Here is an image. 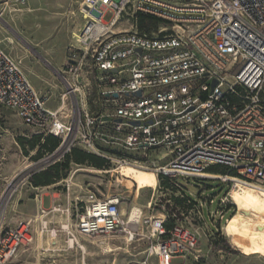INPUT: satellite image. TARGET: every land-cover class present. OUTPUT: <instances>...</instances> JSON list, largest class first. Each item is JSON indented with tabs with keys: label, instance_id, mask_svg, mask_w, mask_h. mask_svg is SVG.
<instances>
[{
	"label": "built area",
	"instance_id": "obj_1",
	"mask_svg": "<svg viewBox=\"0 0 264 264\" xmlns=\"http://www.w3.org/2000/svg\"><path fill=\"white\" fill-rule=\"evenodd\" d=\"M25 1L0 0V19L13 3ZM126 10L159 20L161 34L113 31ZM79 13L83 25L57 71L65 87L61 100L80 91L79 74L88 65L100 90L98 113L75 98L61 117V108L47 107L0 44V105L29 128L56 137L51 156L79 148L110 159L100 143L117 141L125 149L166 151L168 160L154 171L170 179L210 177L232 186L239 180L264 189V0H81ZM212 167L224 173L202 175ZM19 180L0 179V264L33 240L30 220L3 224ZM72 186L69 179L62 182L66 195ZM131 209L122 213L118 194L84 190L46 211L65 215L71 224L56 228L42 220L40 230L65 232L70 246L76 235L133 237ZM164 221L163 215L144 220L156 240L145 258L130 264H176L174 258L195 253L196 234L180 221L166 230Z\"/></svg>",
	"mask_w": 264,
	"mask_h": 264
},
{
	"label": "rangeland",
	"instance_id": "obj_2",
	"mask_svg": "<svg viewBox=\"0 0 264 264\" xmlns=\"http://www.w3.org/2000/svg\"><path fill=\"white\" fill-rule=\"evenodd\" d=\"M80 2L26 0L23 5L15 2L14 6L3 11L0 19L2 48L18 63L32 86L44 96L47 107L53 110L61 108V117L69 114L75 98L93 113L102 110L100 90L88 65L79 74L80 91L75 93V97L66 96L64 102L61 100L65 87L57 70L62 69L66 48L73 44L74 34L82 25ZM133 14L131 10H126L113 31H140L132 18ZM110 18L111 15L107 14L104 19L108 21ZM144 26L146 29L141 31L150 35H160L163 28L161 22L146 21ZM110 111L108 108L105 110L106 113ZM38 134L45 136L24 125L11 109L0 105V179H20L6 207L3 224H11L17 218H27L33 225L32 242L21 247L4 264H130L145 258L149 245L156 240L144 220L162 215L182 222L198 238L195 253L184 258L181 264H264V244L248 243L236 215L241 205L249 210H242V217L247 220L254 215L255 221L264 227L263 195L251 190L241 192L242 188H235L229 181L221 182L210 177L177 176L170 181L154 171V166L168 160L166 151L125 149L117 141L100 143L104 154L110 157L95 154L104 158L103 167L70 162L69 170L62 173L56 182L69 179L81 194L84 190H91L98 196L118 194L125 215L131 208L137 207L140 215L134 223L133 237L76 235L77 242L70 246L65 232H58L56 236L41 232V221L48 220L53 214L37 207V197L39 199V195L47 190L43 186H33L30 176L55 161L63 160L64 156H51L52 151L39 149L38 144L32 148ZM119 159H125L131 165L121 166L125 163L119 162ZM139 164L150 170L137 167L141 166ZM60 188H63L62 185ZM233 188L235 195L229 193ZM212 197L214 202L210 204ZM53 225L57 228L58 221ZM217 229L219 235L215 233ZM220 238L221 243L224 238L229 248L238 253L210 249L208 245ZM195 255L199 257L195 258Z\"/></svg>",
	"mask_w": 264,
	"mask_h": 264
},
{
	"label": "trees",
	"instance_id": "obj_3",
	"mask_svg": "<svg viewBox=\"0 0 264 264\" xmlns=\"http://www.w3.org/2000/svg\"><path fill=\"white\" fill-rule=\"evenodd\" d=\"M132 18H134V20L136 21V26L140 30L139 32H143L141 30L146 29V27L144 26L146 21L148 23H154V22L159 23L160 22L156 18L149 16V15H145L140 12H135ZM58 142H59L58 139L54 136L45 135L43 137L41 134H38L35 137V143H33L31 147L33 148L36 144H38L39 149H43L46 152H51L58 145ZM70 162H74L76 164L87 163L96 168H101L104 166L105 160L104 158L96 156L93 153L86 152L79 148H73L69 153L64 155L63 160L55 161L51 163L50 165H48L47 167H45L43 170L33 173L30 176V183L35 187L56 183V181L62 177V173H65L69 170ZM207 173L222 174L224 173V170L220 169L219 167H212L207 170ZM161 177L166 178L170 181L173 180L163 175H161ZM171 183H173V185H176V186L178 185L180 187V185L176 184L175 182H171ZM184 194L189 200L194 201L186 193ZM176 222H179V221L169 216H165L164 227L166 228V230H168ZM215 233L219 235V230L217 229ZM208 246L212 250H220L223 252H229V253H234V254L238 253L236 252V250L229 248L224 238H222V243H221V238H220L217 241L215 240L214 242H211Z\"/></svg>",
	"mask_w": 264,
	"mask_h": 264
},
{
	"label": "crops",
	"instance_id": "obj_4",
	"mask_svg": "<svg viewBox=\"0 0 264 264\" xmlns=\"http://www.w3.org/2000/svg\"><path fill=\"white\" fill-rule=\"evenodd\" d=\"M0 9H1V6H0ZM79 15H80V13H79ZM80 18H81V15H80ZM81 20H82V18H81ZM82 25H83V20H82ZM82 25H81V27H82ZM65 63H66V59H65ZM65 63H64V65H65ZM64 65L62 66V68L64 67ZM154 182H156V181L154 180ZM61 183L62 182H56V183H53L50 185L43 186V189H46L47 191L48 190L49 191L48 192L45 191L44 194L39 195V199L37 197V200H36L37 201V207H39L40 209L45 210V211L50 210L52 208V206H55V205H60L63 207L65 205H67V202L72 199L73 195L81 194L75 189V184H73L72 189L70 190L69 194L66 195L64 193V189L60 188V186L62 185ZM52 214H53L52 217L47 220L49 222V226L56 227L55 225H53L55 221H58V224L59 223H65V222H68L69 224H71V222H72L69 218H67L63 214H59L57 212H52ZM45 216H46V218H48L47 217L48 215H45ZM19 219L28 220L27 218H17L11 224H8V225H13L15 223V221H17ZM31 231H32V235H33V225H32ZM182 261H183V258H180V257H176L173 260V262L176 264H181Z\"/></svg>",
	"mask_w": 264,
	"mask_h": 264
},
{
	"label": "bare ground",
	"instance_id": "obj_5",
	"mask_svg": "<svg viewBox=\"0 0 264 264\" xmlns=\"http://www.w3.org/2000/svg\"><path fill=\"white\" fill-rule=\"evenodd\" d=\"M131 164L126 163L125 165H121V166H129ZM141 165V164H139ZM139 168H146L143 165L141 166H137ZM150 174V173H149ZM202 175L204 176H212L208 173H203ZM213 176H217V175H213ZM235 181V188H242L240 191L241 192H247V191H255L257 193H260L261 195L264 196V189L245 183L243 181H239V180H234ZM237 186V187H236ZM235 188L232 189V191H230L229 193L232 195H235L236 191ZM248 211L243 208V206H239V209L237 211V217L239 218V221L241 223V229L243 231V233H245L247 241L249 244L251 245H256V244H264V227L263 225L259 222V221H255L254 219V215L252 218H248L247 220L241 216V211ZM252 212V211H250ZM140 215V210L137 207H133L131 212H130V223L134 224L137 221L138 216Z\"/></svg>",
	"mask_w": 264,
	"mask_h": 264
},
{
	"label": "water",
	"instance_id": "obj_6",
	"mask_svg": "<svg viewBox=\"0 0 264 264\" xmlns=\"http://www.w3.org/2000/svg\"><path fill=\"white\" fill-rule=\"evenodd\" d=\"M215 84H216V82H215V81H212V83H211V87H213ZM140 93H141L140 90H137V91H136V94H137V95H140ZM106 95H108V94H106ZM112 96H113V97H116V96H117V93H112ZM189 109H191V108H189ZM133 123H137V122H133Z\"/></svg>",
	"mask_w": 264,
	"mask_h": 264
}]
</instances>
